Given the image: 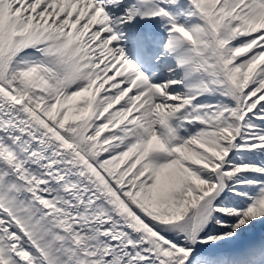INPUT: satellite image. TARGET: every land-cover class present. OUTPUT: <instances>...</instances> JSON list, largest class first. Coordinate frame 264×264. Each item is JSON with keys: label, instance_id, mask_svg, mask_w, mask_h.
Segmentation results:
<instances>
[{"label": "snow or ice", "instance_id": "obj_1", "mask_svg": "<svg viewBox=\"0 0 264 264\" xmlns=\"http://www.w3.org/2000/svg\"><path fill=\"white\" fill-rule=\"evenodd\" d=\"M0 264H264V0H0Z\"/></svg>", "mask_w": 264, "mask_h": 264}]
</instances>
